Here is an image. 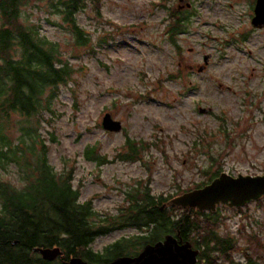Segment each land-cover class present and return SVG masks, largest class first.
I'll return each mask as SVG.
<instances>
[{
  "label": "rangeland",
  "instance_id": "obj_1",
  "mask_svg": "<svg viewBox=\"0 0 264 264\" xmlns=\"http://www.w3.org/2000/svg\"><path fill=\"white\" fill-rule=\"evenodd\" d=\"M176 1L100 0L97 8L87 0L76 16L91 40L85 47L74 45V34L49 0L22 9L25 23L58 43L75 68L72 80L59 88L56 115L43 136L49 163L58 173L74 168L73 187L81 201L92 200L99 216L117 214L126 193L147 181L155 196L175 197L216 170L234 177L264 175V32L246 41L236 35L247 30L242 28L248 26L249 0H191L192 22L177 37L180 50L166 33V9ZM205 54L212 57L199 71ZM181 59L193 69L179 66ZM106 112L121 122V131L102 128ZM19 121L12 127L14 139L21 137ZM128 139L149 145L140 149V159L120 157ZM90 148L101 159H88ZM20 174L12 163L0 168V179L17 188L23 186ZM217 211L218 233L237 237L234 257L244 258L241 248L252 246L250 233H256L263 247L254 248L264 264V195ZM139 233L112 231L91 246L103 251Z\"/></svg>",
  "mask_w": 264,
  "mask_h": 264
},
{
  "label": "trees",
  "instance_id": "obj_2",
  "mask_svg": "<svg viewBox=\"0 0 264 264\" xmlns=\"http://www.w3.org/2000/svg\"><path fill=\"white\" fill-rule=\"evenodd\" d=\"M33 1L42 0H0V168L15 164L23 181L22 188H17L0 179V264H66L75 256L100 264L117 256L136 255L166 234H179L199 249L197 264H261L254 248L263 247L258 234L250 233L253 245L241 248L244 258H235L237 237L218 233V212L165 206L174 194L155 196L149 181L126 193V204L117 214L99 216L92 200H80V191L73 187L74 168L63 173L55 170L49 163L43 136L45 124L56 115L54 101L59 88L72 80L75 68L58 43L41 36L23 20V7ZM86 1L49 0L74 34L76 47L91 42L76 18ZM94 2L99 8L100 0ZM17 118L21 137L14 139L11 132ZM127 141L128 151L120 157L128 161L140 159V149L149 147L147 143ZM86 155L88 159H101L95 148L88 149ZM219 173L209 175L208 181ZM125 228L140 233L94 251L91 245L96 237ZM35 247H59L62 256L45 260L33 251Z\"/></svg>",
  "mask_w": 264,
  "mask_h": 264
},
{
  "label": "water",
  "instance_id": "obj_3",
  "mask_svg": "<svg viewBox=\"0 0 264 264\" xmlns=\"http://www.w3.org/2000/svg\"><path fill=\"white\" fill-rule=\"evenodd\" d=\"M257 12L264 15V0H258ZM206 55L204 60H207ZM202 69V68H200ZM201 112H207L200 108ZM102 128L110 132L121 131L119 120L105 113L101 122ZM264 195V175L231 176L221 173L218 178L202 188L192 189L170 199L164 205L180 208H192L199 211H214L219 205L241 207ZM162 206V209L164 208ZM45 260H55L62 256L59 247L33 248ZM199 249L192 247L189 241H183L179 234H166L155 243L146 244L136 255H121L100 264H197ZM66 264H91L80 257H70Z\"/></svg>",
  "mask_w": 264,
  "mask_h": 264
},
{
  "label": "flooded vegetation",
  "instance_id": "obj_4",
  "mask_svg": "<svg viewBox=\"0 0 264 264\" xmlns=\"http://www.w3.org/2000/svg\"><path fill=\"white\" fill-rule=\"evenodd\" d=\"M249 10L245 13V16H247L248 19V26L242 28H247L245 33H237L238 39L241 41H246L248 38L252 36V33L255 31H263L264 32V15L259 16L257 12V7H258V0H249ZM192 7H194V4L191 0H177L170 6L169 9H166L168 15L166 17V33L169 36V41L170 43L177 49L180 50V44L177 40V37L181 34L187 33L188 30V24L192 22V17H193V12H192ZM264 13V12H263ZM245 21V19H244ZM219 22H215L217 24ZM218 25V24H217ZM174 34L175 37H171V35ZM264 46V44H263ZM207 56V60H204V57ZM203 57V64L197 65V70L199 71H205L208 67V64L210 62V59L212 57L211 54H205ZM182 64L186 67L189 68V70L193 69V65H188L184 60H180L179 66H182ZM202 68V69H200ZM218 171V170H216ZM215 171V172H216ZM223 173L220 170L219 175ZM216 176L217 178L219 177ZM216 179V178H215ZM213 181V180H212ZM212 181H207L206 183L203 182L204 184L201 185L200 187L196 188H202L207 184H210ZM202 184V183H201ZM200 185V184H199ZM194 188V189H196ZM222 205V204H221ZM220 206V205H219ZM227 206V205H224ZM229 207V206H228ZM218 206L214 211H202V212H218ZM201 212V211H200Z\"/></svg>",
  "mask_w": 264,
  "mask_h": 264
}]
</instances>
